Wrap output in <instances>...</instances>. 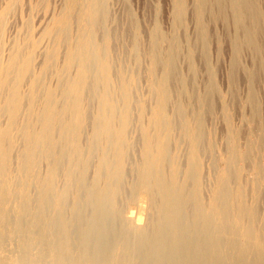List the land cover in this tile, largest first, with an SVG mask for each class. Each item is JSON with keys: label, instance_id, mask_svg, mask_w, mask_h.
<instances>
[{"label": "rangeland", "instance_id": "374dc122", "mask_svg": "<svg viewBox=\"0 0 264 264\" xmlns=\"http://www.w3.org/2000/svg\"><path fill=\"white\" fill-rule=\"evenodd\" d=\"M10 1L0 0V12ZM242 1L86 0L88 15L92 18L89 25L93 41L91 55L99 50L101 58L108 59L111 80V85H103L106 73L93 61L84 90L85 128L81 141L83 154L90 152L89 170L83 181L91 187L82 190L73 187L65 198L57 200V191L69 190L62 189L64 185L60 182L57 191L51 195L55 198L45 204L43 222L32 228V232L28 226L18 230L13 228L17 233L20 230V234L13 232L7 236L5 249L0 251V264H264V0ZM247 2H250V8L243 9ZM62 8L63 0H21L8 18L0 44V63L8 64L16 43L27 36L30 28L29 39L38 44L35 65L40 67L52 46V41L43 37V33ZM75 25L73 35L78 40L82 25ZM79 70V64H75L68 79L77 78ZM164 79L168 81V85L165 82L170 95L166 115L175 127L170 140L166 141L167 137L160 140L153 119L158 108V90ZM50 83L53 88L60 89L64 82L52 77ZM125 88L131 96L128 108ZM103 95L115 104V111L109 116L115 121V128L120 130L127 125L128 152L126 174H123L126 178L124 180L122 175V179L119 177L115 182L105 176L115 161L114 152L109 150L108 144L98 148L96 145L104 137L99 134L96 138ZM129 109L130 117L124 125ZM187 122L194 124L193 133L200 137L201 174L200 184L196 185L193 183L197 182L196 178L191 175H194L191 172L194 163L189 161L192 140L185 130ZM148 135L157 142L153 143L154 154L166 144L168 146H165L167 152L164 154V179L168 182L171 166L178 157L174 162L179 163L178 181L186 180L188 191L185 190L189 195L186 191L182 194L191 200L183 214L163 213L164 203L159 194L151 199L149 193L136 190L144 176L140 172L146 163ZM104 160H108V166ZM221 175L229 177L224 179L229 188H224ZM193 178L195 180H191ZM156 189L160 191V188ZM238 191H243V206L248 211L242 218L239 216ZM32 192L34 197L39 194L35 187ZM227 192L233 196L230 201L226 199ZM103 193L113 194L105 197ZM220 193L224 194L225 200L221 199ZM213 201L217 205L212 204ZM30 218H26V224L30 223ZM250 226L253 231L249 232ZM176 235L180 238L176 239ZM235 256L243 260L236 261Z\"/></svg>", "mask_w": 264, "mask_h": 264}, {"label": "bare ground", "instance_id": "6f19581e", "mask_svg": "<svg viewBox=\"0 0 264 264\" xmlns=\"http://www.w3.org/2000/svg\"><path fill=\"white\" fill-rule=\"evenodd\" d=\"M20 1L21 0H11L9 2V5H7L6 8L4 7L5 9L0 12V44L2 42V38L4 37V33L6 31L7 22L9 20L8 18L11 16L14 9L20 4ZM243 1H242V3H243ZM85 2H86V0H63V8H62L60 14L54 18L52 25L49 26L48 29L43 33V35H44L43 37H46L52 41V46H51L50 50L46 53V57L44 59V62L40 67H37L39 64L37 66L35 65V57H36V53H37L36 50H37L38 44L36 42L35 43L32 42L29 39V35L31 32L30 28H28V30H27V36L24 38L22 37L21 41L16 43L17 44L16 48L14 49L12 55H10L11 58H10V61L8 62V64L2 65L0 63V251H3L5 249L3 247V245L9 239L8 238L6 240V238L9 234L16 232V234L18 235V234H20V230L18 231V233L15 230L23 229L26 226H28V230L30 232H32L33 231L32 228H36L39 222H43L44 217H45L43 213H45V209L47 208V207L45 208V204L48 205V201H50L49 199H52L54 197V196L52 197L51 195L53 194V192L57 191V188H58L60 182H62V184L64 185L62 187V189H64V190L69 189V190L68 191H57V192H59V194L57 193L58 195L56 196L57 200L65 198L66 195L68 194L67 192H69L70 189L73 187H76L79 190L80 189L81 190L87 189V187H88L83 180L85 179V177L87 176L86 174L88 173L87 172L88 160H89L88 157L90 156V152H88V155L83 154V148H82L83 144L81 143V141H82V132L85 128V125H84L85 124L84 90L87 87V83H88L89 77L91 75V69L90 68L92 66L91 65L92 62L93 61L96 62L97 67L106 73L105 76L103 77V82H104L103 85H106V86L111 85L110 84L111 80H110V76H109L110 65H109V62H107L108 59L105 60L106 57L104 59H102L99 50H96V52H94V54L91 55V49L93 47V41L90 39L91 34L89 31V29H90L89 25H90L92 18L88 15V11L86 8L87 3L85 4ZM229 2H230V0H229ZM203 3H205V2H203ZM208 3H210V2H208ZM252 3H253V1H252ZM201 4H202V2H201ZM3 5H5V4H3ZM214 5H216V3H214ZM250 5H251L250 2H247V3H244L242 7H243V9H245V7L250 8ZM26 6H27V4H26ZM203 6H204V4H203ZM252 7L254 8L253 5H252ZM256 8H258V7H256ZM200 10H202V9H200ZM219 13H220V11H219ZM51 14H53L52 11H51ZM97 14H98V12H97ZM26 17H27V15H26ZM94 17H96V16H94ZM237 18H238V16H237ZM19 20H20V18H19ZM85 21L87 24L85 23ZM16 22L17 21L15 20L14 24ZM93 22H94V20H93ZM76 23L79 25H82V27L80 29L79 36L77 35L78 40H76L74 38V35H73V28H75L74 26H76L75 25ZM96 24H97V20H96ZM19 27H20V25H19ZM43 29L44 28H42V30ZM94 29H95V27H94ZM260 29L261 28H259V31H260ZM240 30H241V27H240ZM262 30H264V29H262ZM24 33H26V31ZM39 33H40V31H39ZM75 33H76V31H75ZM258 34H260V33H258ZM227 35H228V32H227ZM241 36H242V33H241ZM258 40H260V39H258ZM251 43H252V41H251ZM11 45H12V43H11ZM236 48H237V46H236ZM257 52H258V50H257ZM93 56H95V58ZM257 63H259V62H257ZM75 64H79L80 70H79L78 77L75 79H72V80L68 79V73L71 71L72 67ZM256 68H258V67H256ZM52 77H56V80L64 82V83H62L63 86L60 89L53 88L50 85L51 84L50 81L52 80ZM255 77L256 76H254V78ZM165 79H167V78H165ZM165 79H164V81H162L163 85H160L159 90H158V93H159L158 94L159 95L158 108L155 112V117H153V119L155 118L154 122L156 123V125L158 127V131H159L158 134H159L160 140L164 137H167L165 139V141H166L171 137L172 132L174 131L175 127L172 125L173 124L172 122H171L172 124L169 122V120L167 119V115H166V110H167V106L169 104V98H170L169 96L170 95L168 93L169 91H167V89H166V86L168 85L169 80L167 79L168 81H166ZM165 81L167 82V85H166ZM101 86H102V84H101ZM102 87H105V86H102ZM209 88H211V87H209ZM173 90H174V88H173ZM62 96L65 98V100L63 99ZM124 97H125L126 102L128 103V104L126 103L127 108H128V105L131 102V96H130L128 88H125ZM110 100H111V98H110ZM110 100H109L108 96L103 95V97H102L103 106L101 107L100 114L98 115V118H97V135H96L97 137L96 136L95 137L99 138L98 137L99 134H101L100 137L101 136H104V137H102V139L101 138L99 139L100 143H97V144L95 143V144L97 145V148H98V146L99 147L100 146H106L108 144L109 150L111 148L112 151L114 152L113 156H115V161H114V163L111 164V166H109L110 170L107 171L108 173H106L105 176H106V179L108 178V180H110L111 182L112 181L115 182L116 180H118L119 177H121V179H122V175L124 174V169H126L125 168L126 163H127L126 162V160H127L126 159L127 158L126 153L128 152V148L126 149V145L128 144L127 143L128 139H127V135H126L127 134L126 133L127 132V125L124 126L123 128H121L120 130H118L115 128V121L113 120V118L109 117L111 115V112L115 111V108H116L115 104H113V101L111 102ZM171 102H170V104H171ZM207 104H208V102H207ZM133 107H134V105H133ZM209 108H211V107L209 106ZM212 109H213V107H212ZM205 110H207V109H205ZM130 112L131 111L129 109V110H127V112L125 114V122L126 123L124 122V125L127 124L128 118L130 117ZM205 112H207V111H205ZM209 112L213 113L212 111H210V109H209ZM194 116L197 117V115H194ZM177 125H179V124L177 123ZM193 125H192V123L187 122L185 125V130H186V133L188 134V136L192 140L191 141L192 147H191V153H190V160L189 161L194 163V165H192V167L194 166L193 171H191L194 173V175L192 173H191V175L194 176V178H196V181H197V182L193 181V183L194 184L195 183L200 184L199 176L201 174V167H200L201 164H200V158H199V154H198L200 137H199V135L196 136L193 133V130H192ZM179 126H181V125H179ZM200 126H202V125H200ZM200 126H199V129H200ZM183 128H181V129H183ZM89 129H91V128L89 127ZM199 129L197 127V130H199ZM258 132H260V131H257L256 133H258ZM102 134H104V135H102ZM84 139H86V138H84ZM92 139H94V138H92ZM243 139H245V138H243ZM106 142H109V143H106ZM243 142H244V140H243ZM153 143H154V138H152V136L148 135L147 136V143H145L146 146H145V154H144V160H146V163L145 162L143 163L144 165L141 166L142 168H141V172H140V173H143L144 176H142L141 181H139L136 190L138 192L144 191L146 193H149L151 195V199H153L157 194H159L161 196V198L163 199L162 203H164L163 211H162L163 213H166L169 215L172 214L174 216H177L179 214H183L184 211L188 210V207L190 205L189 203H191L190 202L191 200L188 201L189 193L187 192L188 190L186 189V186H187V183L185 182L186 180L182 183H181V180H180V183L178 181V179H179L178 171H180L179 166H178L179 163H176L177 165L174 164V162L176 161V159L178 157L175 159V161L172 160L173 166H171V168H172L171 176L168 174L171 177V179L169 177H167L170 180V182H168L167 180L164 179L165 178L164 177V171L166 170L164 167L165 166L164 165L165 164L164 163V154L167 152V148L165 147V146H167V144L165 143L166 145L164 144L165 145L164 146L162 143H160L164 146V148H162V150H160L159 152L154 150L155 152H157L154 154L152 151V148L154 147ZM156 143H154V144H156ZM96 145L95 146L93 145L94 150L95 149L97 150ZM162 145H160V146L162 147ZM90 146H89V148H90ZM106 147H105V149H107ZM127 147H128V145H127ZM100 149L102 152L103 147ZM103 152L105 153V151H103ZM248 152H250V151H248ZM95 155H96V153H95ZM165 157H167V156H165ZM169 157H171V156H169ZM112 160H113V158H112ZM167 160L169 161V159H167ZM104 162H105V165L108 166L107 165L108 160H104ZM103 165H104V163H102V166ZM171 165H172V162H171ZM190 165H191V163H190ZM246 168L248 169V167H246ZM104 170H106V169H104ZM125 172H127V171L125 170ZM232 172H233V170H232ZM98 174H99V177H101L99 172H98ZM101 174L103 176V173H101ZM234 174H235V172H234ZM191 175H189V176H191ZM125 178L126 177L124 176L123 179L125 180ZM189 178H191V177H189ZM194 178L191 180H195ZM220 178H222L223 184H225L226 181L224 179L229 178V177L228 176L223 177L221 175ZM99 179H101V178H99ZM102 179H103V177H102ZM226 180H228V179H226ZM164 181H167L168 183L165 182V184H164ZM187 181L189 184L190 180H188V178H187ZM111 182H109V183H111ZM124 182H123V184H124ZM150 182H151V184H150ZM88 183H89V181H88ZM106 183H107V181H106ZM193 183L191 181L192 185H194ZM226 183H228V181ZM162 184H164V185H162ZM198 184H197V188H198ZM110 185H112V183ZM119 186L120 185L118 183V188H119ZM121 186H122V184H121ZM190 186H188V188H191ZM223 186H222V190H224V188H226V187L229 188L228 184L227 185L225 184L224 188H223ZM34 187L39 192L37 197H34L32 195V193H33L32 188H34ZM89 187H91V186H89ZM89 187H88V189H89ZM116 188H117V184H116ZM156 188H160V191L159 190L157 191ZM155 189H156V191H155ZM185 191H186L185 194L188 193V195H187L188 199L185 198L183 195ZM226 191H227V189H226ZM155 192H158V193H155ZM199 192H200V190H199ZM221 193H223V192H221ZM229 193H230V191H229ZM229 193H228L229 196H227V194H226V196H227L226 199H228V201L232 200L231 198H233V196L231 197V195ZM73 194L75 195V192ZM111 194H113V193L106 194V195L110 196ZM192 194H191V196H192ZM237 194H238L237 195L238 200L240 201L239 206H238V209L240 211L239 216L242 218L246 215V213L248 211H247V209H245V206H243V200H242L243 191H238ZM102 195H104V193ZM106 195H104V196L106 197ZM221 195H222L221 199H224L223 198L224 194H221ZM93 196L95 197L96 195H93ZM158 196H156L155 198H157ZM81 197L83 198V196H81ZM101 199H102V197H101ZM102 200H105V198ZM195 200H196V198H195ZM197 200L199 201L200 199H197ZM218 200H219V198H218ZM261 200H263V198ZM214 201L212 204L217 205V203ZM15 202L17 204H15ZM218 202H220V200ZM197 203L199 204V202H197ZM151 204H153V202ZM218 205L220 206V203ZM212 210H214V211L219 210L220 211L222 209L212 208ZM31 213H32V215H31ZM28 216H31V218L28 219L30 223L26 224V221H27L26 218H28ZM8 226H14V227L10 228ZM13 228H16V229L13 230ZM21 231H23V230H21ZM250 231H253L252 226H250L249 232ZM246 232H242L241 234L244 235V233H245L247 235ZM182 233H179V235ZM252 233L253 232H251V234ZM31 234H33V233H31ZM179 235L178 236L176 235L177 236L176 239L180 238ZM254 235H252V236H254ZM19 237H20V235L18 236V238ZM254 238H255V236H254ZM175 240L173 242H176ZM211 258L212 257H210L209 259H211ZM235 258H237L236 261L237 260H243V259H239L242 257H236L235 256ZM60 259H61V257H60ZM46 260H48V259H46ZM236 263H238V262H236Z\"/></svg>", "mask_w": 264, "mask_h": 264}]
</instances>
